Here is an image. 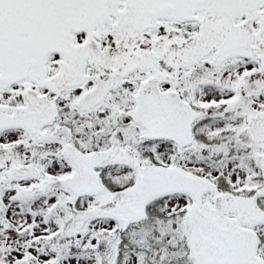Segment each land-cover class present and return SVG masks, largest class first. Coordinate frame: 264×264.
Listing matches in <instances>:
<instances>
[{
    "label": "snow or ice",
    "instance_id": "6c2138e0",
    "mask_svg": "<svg viewBox=\"0 0 264 264\" xmlns=\"http://www.w3.org/2000/svg\"><path fill=\"white\" fill-rule=\"evenodd\" d=\"M0 264H264V0H0Z\"/></svg>",
    "mask_w": 264,
    "mask_h": 264
}]
</instances>
